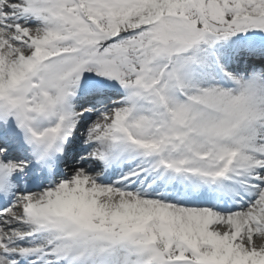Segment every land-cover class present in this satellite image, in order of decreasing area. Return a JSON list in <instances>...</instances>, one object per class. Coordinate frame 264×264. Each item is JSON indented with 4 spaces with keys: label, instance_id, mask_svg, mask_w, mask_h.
Returning a JSON list of instances; mask_svg holds the SVG:
<instances>
[{
    "label": "snow or ice",
    "instance_id": "6c2138e0",
    "mask_svg": "<svg viewBox=\"0 0 264 264\" xmlns=\"http://www.w3.org/2000/svg\"><path fill=\"white\" fill-rule=\"evenodd\" d=\"M0 264H264V0H0Z\"/></svg>",
    "mask_w": 264,
    "mask_h": 264
}]
</instances>
